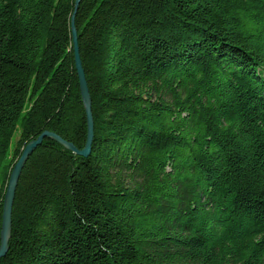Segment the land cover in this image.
<instances>
[{
    "label": "trees",
    "instance_id": "1",
    "mask_svg": "<svg viewBox=\"0 0 264 264\" xmlns=\"http://www.w3.org/2000/svg\"><path fill=\"white\" fill-rule=\"evenodd\" d=\"M76 1L0 0V236L26 146L87 141ZM74 23L92 154L34 151L0 264H264V0H81Z\"/></svg>",
    "mask_w": 264,
    "mask_h": 264
},
{
    "label": "water",
    "instance_id": "2",
    "mask_svg": "<svg viewBox=\"0 0 264 264\" xmlns=\"http://www.w3.org/2000/svg\"><path fill=\"white\" fill-rule=\"evenodd\" d=\"M80 2L81 0L76 1L75 14L78 10ZM75 14L72 18V37L74 43L75 68L79 79L81 98L87 118V141L85 147L82 150H79L74 144L64 140L62 137L58 136L57 134H54L52 132H44L36 140L31 141L26 146L21 158L19 159L14 170L12 171L4 200L3 221H2V229L0 236V260L4 259L9 251V241L12 236V224H13L12 215H13V206L16 197V191L25 164L28 161V159L32 156L34 151L43 144L45 139H49L59 144L67 151L84 159H88L92 154V145L94 141V118L92 114V99L90 96L85 72L80 57V51L78 46V34L74 23Z\"/></svg>",
    "mask_w": 264,
    "mask_h": 264
},
{
    "label": "rangeland",
    "instance_id": "3",
    "mask_svg": "<svg viewBox=\"0 0 264 264\" xmlns=\"http://www.w3.org/2000/svg\"><path fill=\"white\" fill-rule=\"evenodd\" d=\"M18 139H19V133L16 134V136L14 137V140H13V142H12V146H11V154L13 153V151H14V149H15V146H16V143H17Z\"/></svg>",
    "mask_w": 264,
    "mask_h": 264
}]
</instances>
